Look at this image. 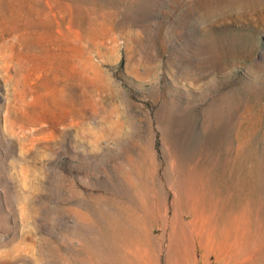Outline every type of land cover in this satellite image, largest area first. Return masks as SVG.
I'll list each match as a JSON object with an SVG mask.
<instances>
[{"label": "rangeland", "instance_id": "1", "mask_svg": "<svg viewBox=\"0 0 264 264\" xmlns=\"http://www.w3.org/2000/svg\"><path fill=\"white\" fill-rule=\"evenodd\" d=\"M0 264H264V0H0Z\"/></svg>", "mask_w": 264, "mask_h": 264}]
</instances>
